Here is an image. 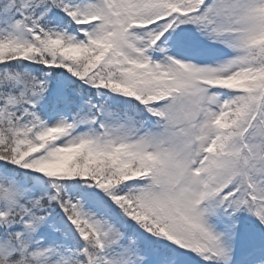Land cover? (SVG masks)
Instances as JSON below:
<instances>
[{
    "label": "snow or ice",
    "instance_id": "1",
    "mask_svg": "<svg viewBox=\"0 0 264 264\" xmlns=\"http://www.w3.org/2000/svg\"><path fill=\"white\" fill-rule=\"evenodd\" d=\"M0 264H264V0H0Z\"/></svg>",
    "mask_w": 264,
    "mask_h": 264
}]
</instances>
